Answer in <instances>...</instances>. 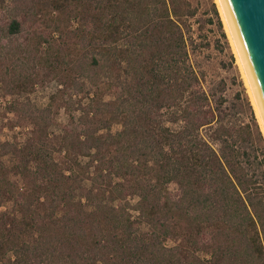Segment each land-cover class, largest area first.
Masks as SVG:
<instances>
[{
    "label": "trees",
    "instance_id": "16d2710c",
    "mask_svg": "<svg viewBox=\"0 0 264 264\" xmlns=\"http://www.w3.org/2000/svg\"><path fill=\"white\" fill-rule=\"evenodd\" d=\"M192 15L187 0L0 5L4 74L27 84L38 68L47 69L60 94L89 99L78 121L72 103L65 106L70 120L57 143L75 161L85 155L95 166L90 187L72 178L74 170L65 174L51 151L52 103L11 104L17 123L37 126L27 154L16 143L0 144L1 154L21 157L25 188L16 203L26 213L44 191L50 210L36 222L35 243H20L15 233L1 239L13 253L5 264H264L263 137L251 123H227L232 107L224 97L214 105L205 91L189 62L185 27ZM123 63L130 81L113 82ZM81 77L96 87L92 95ZM103 84L113 100H104ZM115 121L122 130L98 133ZM171 182L177 190H169ZM131 195L139 197L137 218L126 206Z\"/></svg>",
    "mask_w": 264,
    "mask_h": 264
},
{
    "label": "rangeland",
    "instance_id": "374dc122",
    "mask_svg": "<svg viewBox=\"0 0 264 264\" xmlns=\"http://www.w3.org/2000/svg\"><path fill=\"white\" fill-rule=\"evenodd\" d=\"M11 1L0 0V5ZM187 1L194 11V15L188 18L185 27L189 36V62L202 78L205 91L211 96L214 105L221 97H224L226 99L225 105L232 107V113L226 122L251 123L259 140L258 131L261 132L263 140L259 142L264 144L263 126L247 84L246 75L239 61V56L231 40L219 1ZM118 45L123 46L125 42L120 41ZM8 63L6 56L0 57V144L6 141L16 143L22 148V152L24 151L27 154V140L37 130V126L32 120L17 123L15 113L10 109L15 100L30 101L36 108H44L52 103L54 108L53 122L48 128L50 138L54 144L51 151L54 152V156L61 166L66 168L64 169L66 175H71V170H74L71 175L72 178H78L83 181L85 186L90 187L95 174V166L92 164L91 158L79 155L76 162L65 150H60L57 143V137L63 132V125L68 124L70 120V115L65 106L72 103L73 114L78 121L89 99L74 95L73 101H71L69 95L60 94L58 90L62 85H60L59 79L47 69L38 68L37 74L28 81L29 83L16 84L14 75L4 74ZM81 80L85 81L86 90L92 95L96 91V87L83 77H81ZM119 81L124 83L130 81V76L126 72V63H123L120 74H117L113 79V82L117 83ZM101 88L105 92L104 100H113V94L106 89L107 85L103 84ZM166 116H170L167 111ZM165 125L172 130H177L180 126L179 123L171 120H166ZM120 130H122L121 123L115 121L110 129L103 128L98 133L106 137L110 133L115 134ZM209 130L210 128L204 129L205 136L209 134ZM20 161L21 157L16 156L14 152L1 154L0 151V264H5V260L13 258V253L6 251L7 245L2 243L1 239H9L11 234L15 233L19 235L18 240L20 243L22 241L35 243L38 239L36 222H41L50 210L44 199V191L40 195L41 199L32 203L31 209H27L26 213L21 211L19 205H17V194L19 190L25 188L24 177L19 170ZM28 165L31 169H35V160L31 159ZM115 180H118V178H115ZM167 187L169 190L175 191L178 185L176 182H171ZM79 192L78 189L76 194H80ZM79 200H81V196L77 195L76 201ZM127 200L128 210L137 218L139 213L133 207L137 204L139 197L131 195ZM87 209L92 210L93 207L87 206ZM64 210L61 207L57 212V216L60 217ZM148 229V224L143 223L142 230L145 232ZM166 244L171 246L175 244V241L168 239Z\"/></svg>",
    "mask_w": 264,
    "mask_h": 264
},
{
    "label": "water",
    "instance_id": "95a60500",
    "mask_svg": "<svg viewBox=\"0 0 264 264\" xmlns=\"http://www.w3.org/2000/svg\"><path fill=\"white\" fill-rule=\"evenodd\" d=\"M264 109V0H224Z\"/></svg>",
    "mask_w": 264,
    "mask_h": 264
},
{
    "label": "bare ground",
    "instance_id": "6f19581e",
    "mask_svg": "<svg viewBox=\"0 0 264 264\" xmlns=\"http://www.w3.org/2000/svg\"><path fill=\"white\" fill-rule=\"evenodd\" d=\"M218 1L220 3L221 10H222V13H223L227 28L229 30V34H230L231 40H232V42L234 44V47L236 49V52H237V54L239 56V61L241 63L243 71H244V73L246 75L247 84H248L249 89L251 91V94L253 96V100L255 102V106H256V109H257V113L259 115L260 121H261L262 126H263V130H264V109H263V106L261 104L260 98L258 96V93H257L256 87H255V84H254L250 69L248 67V64H247L246 58L244 56V53L242 51L241 45L239 43L238 37L236 35V32H235L234 26L232 24L229 12L227 10L225 1L224 0H218Z\"/></svg>",
    "mask_w": 264,
    "mask_h": 264
}]
</instances>
